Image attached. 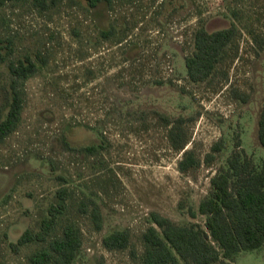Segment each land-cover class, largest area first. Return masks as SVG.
<instances>
[{
    "label": "rangeland",
    "instance_id": "374dc122",
    "mask_svg": "<svg viewBox=\"0 0 264 264\" xmlns=\"http://www.w3.org/2000/svg\"><path fill=\"white\" fill-rule=\"evenodd\" d=\"M231 23L235 38L214 73L191 82L184 58L194 30ZM0 37L13 40V57L41 58L21 84V122L0 143V263L29 264L27 255L41 244L16 253L9 243L38 226L63 182L59 176L71 191L62 222H76L83 233L74 264H136L130 249L141 252L148 214L188 220L187 207L207 194L237 135L246 153L263 154L256 129L264 105V0H114L93 9L61 0L47 11L7 2L0 6ZM8 84L1 67L0 119ZM179 117L185 119L182 149L169 138ZM219 140L224 149L206 164ZM90 145L100 147L89 153ZM185 150L201 162L180 171ZM81 200L100 208V231L80 212ZM116 228L130 230V249L102 247L101 237ZM215 264H264V246Z\"/></svg>",
    "mask_w": 264,
    "mask_h": 264
},
{
    "label": "trees",
    "instance_id": "16d2710c",
    "mask_svg": "<svg viewBox=\"0 0 264 264\" xmlns=\"http://www.w3.org/2000/svg\"><path fill=\"white\" fill-rule=\"evenodd\" d=\"M61 0H0V6L7 2H30L38 11H47ZM88 8L100 4L111 6L114 0H82ZM237 32L234 23L209 31L199 25L193 32L190 54L184 58L186 75L191 82L206 81L224 57L227 46ZM108 37L112 26L101 31ZM14 42L0 37V68L5 67L9 76V103L6 114L0 119V143L19 126L22 119L24 98L21 84L39 67L40 56L30 53L13 57ZM165 123L170 122L162 116ZM183 117L173 122L169 138L173 147L182 149L185 144L182 135ZM256 137L263 154L250 155L239 142L227 155L210 177L207 194L197 205L187 207L188 220L174 222L170 218L151 211L148 225L141 233V252L131 248V232L128 228L113 229L101 237V245L107 250L130 249L136 264H215L219 261L234 262L241 252L257 250L264 246V105L257 119ZM100 145L84 147L94 153ZM221 140L211 145L203 161L212 162L215 154L221 152ZM201 159L193 150H185L178 162L180 171L196 168ZM55 190V201L50 203L46 215L36 228H25L10 248L14 252L30 243L41 244L27 255L29 264H74L83 246V233L78 224L62 218L68 208L71 191L65 178ZM79 210L89 217L92 229L102 228V214L94 201L81 200ZM3 264V263H0Z\"/></svg>",
    "mask_w": 264,
    "mask_h": 264
}]
</instances>
